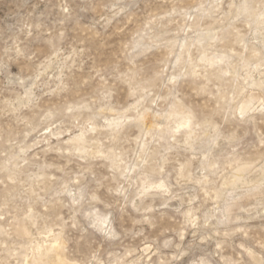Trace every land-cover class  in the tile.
<instances>
[{
  "label": "rangeland",
  "instance_id": "374dc122",
  "mask_svg": "<svg viewBox=\"0 0 264 264\" xmlns=\"http://www.w3.org/2000/svg\"><path fill=\"white\" fill-rule=\"evenodd\" d=\"M0 264H264V0H0Z\"/></svg>",
  "mask_w": 264,
  "mask_h": 264
},
{
  "label": "bare ground",
  "instance_id": "6f19581e",
  "mask_svg": "<svg viewBox=\"0 0 264 264\" xmlns=\"http://www.w3.org/2000/svg\"><path fill=\"white\" fill-rule=\"evenodd\" d=\"M252 93V92H251ZM260 97V96H259ZM256 98H258V96H257V94H251L250 95V97L248 98V99H246L245 100V102L243 103V105H242V109L243 110H245L248 106H249V104H250V102L252 101V100H256ZM244 101V100H243ZM22 233V232H21ZM55 246L57 247V244H55ZM61 247V246H60ZM58 259V258H57Z\"/></svg>",
  "mask_w": 264,
  "mask_h": 264
}]
</instances>
